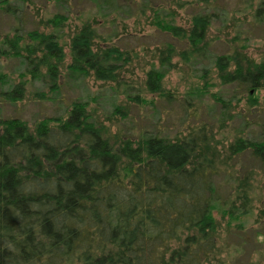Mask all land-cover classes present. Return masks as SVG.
Returning <instances> with one entry per match:
<instances>
[{
	"label": "trees",
	"instance_id": "16d2710c",
	"mask_svg": "<svg viewBox=\"0 0 264 264\" xmlns=\"http://www.w3.org/2000/svg\"><path fill=\"white\" fill-rule=\"evenodd\" d=\"M0 11L13 13L12 3L3 0ZM64 22L63 16L50 21L56 27ZM154 24L187 39L193 57L206 56L210 16H195L188 31L160 19ZM54 32L34 31L23 44L22 38H6L11 55L26 68L23 80L2 93L6 99L24 100L26 77L58 95L64 68L110 82L131 61L128 50L98 45L86 23L71 38L65 67L66 48ZM167 52L171 56L174 48ZM216 68L223 85L237 84L252 104L259 103L264 60L221 55ZM5 79L0 73V82ZM163 80L161 72L150 71L148 90L171 100ZM35 96L53 99L44 92ZM142 133H112L83 101L34 125L0 117V264H213L221 231L215 212L219 203L228 205L221 166L246 152L264 164V139L238 136L223 157L210 142L207 123L173 138ZM251 175L236 179L229 193L233 209L225 216L238 209L240 220L250 213Z\"/></svg>",
	"mask_w": 264,
	"mask_h": 264
},
{
	"label": "rangeland",
	"instance_id": "374dc122",
	"mask_svg": "<svg viewBox=\"0 0 264 264\" xmlns=\"http://www.w3.org/2000/svg\"><path fill=\"white\" fill-rule=\"evenodd\" d=\"M9 1L13 13L0 11V73L6 76L5 84L0 82L1 118L19 117L34 125L44 118L62 117L72 102L83 101L89 104L98 124L112 133L140 137L146 131L173 138L207 123L210 142L223 157L229 155V146L238 136L264 139V88L254 105L246 89L237 84L223 85L216 68L221 55L256 63L264 60V0ZM197 15L211 17L206 56L193 57L187 39L175 38L154 24L160 19L188 31ZM56 16L65 17L66 22L56 27L50 23ZM86 23L94 28L95 42L102 48L115 45L130 52L131 61L117 80L80 78L64 68L58 95L50 93L49 85L29 77L25 78L24 100L14 103L2 95L23 80L26 70L20 59L11 55L6 38H22L23 44L34 31H57L54 33L66 48L67 67L71 38ZM170 46L174 48L171 56L167 52ZM152 70L164 75V92L172 93L171 100L148 90ZM38 92L53 99L41 100L35 96ZM213 94L224 100L225 107ZM228 161L229 166L220 167V185L228 205L219 203L215 212L221 231L213 264H264V164L248 152ZM249 173L250 213L240 220H236L238 209L225 216L223 211L233 209L235 196L229 194L233 184Z\"/></svg>",
	"mask_w": 264,
	"mask_h": 264
}]
</instances>
